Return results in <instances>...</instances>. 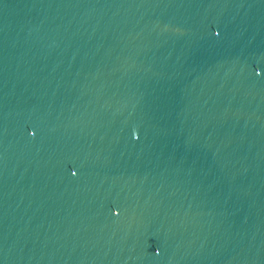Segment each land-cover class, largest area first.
I'll return each mask as SVG.
<instances>
[{
    "label": "water",
    "instance_id": "water-1",
    "mask_svg": "<svg viewBox=\"0 0 264 264\" xmlns=\"http://www.w3.org/2000/svg\"><path fill=\"white\" fill-rule=\"evenodd\" d=\"M0 264H264V0H0Z\"/></svg>",
    "mask_w": 264,
    "mask_h": 264
}]
</instances>
